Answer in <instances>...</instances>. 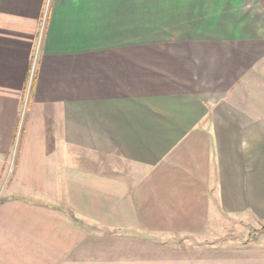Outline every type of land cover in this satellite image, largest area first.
Listing matches in <instances>:
<instances>
[{
    "label": "crops",
    "instance_id": "obj_1",
    "mask_svg": "<svg viewBox=\"0 0 264 264\" xmlns=\"http://www.w3.org/2000/svg\"><path fill=\"white\" fill-rule=\"evenodd\" d=\"M263 225L264 0H0V264H264Z\"/></svg>",
    "mask_w": 264,
    "mask_h": 264
},
{
    "label": "rangeland",
    "instance_id": "obj_2",
    "mask_svg": "<svg viewBox=\"0 0 264 264\" xmlns=\"http://www.w3.org/2000/svg\"><path fill=\"white\" fill-rule=\"evenodd\" d=\"M8 173H6L5 175L8 176L10 174V170H9V166H7V170ZM6 182V181H5Z\"/></svg>",
    "mask_w": 264,
    "mask_h": 264
},
{
    "label": "trees",
    "instance_id": "obj_3",
    "mask_svg": "<svg viewBox=\"0 0 264 264\" xmlns=\"http://www.w3.org/2000/svg\"><path fill=\"white\" fill-rule=\"evenodd\" d=\"M259 230H264V225Z\"/></svg>",
    "mask_w": 264,
    "mask_h": 264
}]
</instances>
